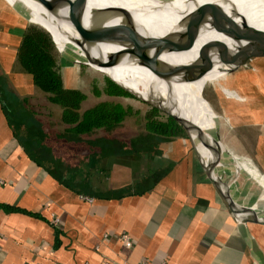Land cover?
<instances>
[{"label":"crops","instance_id":"0c3cea01","mask_svg":"<svg viewBox=\"0 0 264 264\" xmlns=\"http://www.w3.org/2000/svg\"><path fill=\"white\" fill-rule=\"evenodd\" d=\"M6 1L0 0V96L21 103L8 88L22 98L39 90L16 63L21 21ZM61 44L68 45L64 39ZM257 59L264 58H250L230 73L219 71L215 62L202 76L214 71L233 83L230 76ZM225 85L211 83L226 96L243 94ZM179 109L192 121L180 104ZM157 141L152 156L105 158L92 184L100 196H81L27 156L0 97V264H264V226L235 220L188 137ZM232 161L230 172L219 164L215 172L240 203L239 169ZM123 233L132 240L129 249L119 239Z\"/></svg>","mask_w":264,"mask_h":264},{"label":"bare ground","instance_id":"6f19581e","mask_svg":"<svg viewBox=\"0 0 264 264\" xmlns=\"http://www.w3.org/2000/svg\"><path fill=\"white\" fill-rule=\"evenodd\" d=\"M13 1H21L27 5L48 26L50 30L42 27L53 35L60 47L62 44L57 41L55 34L67 41L68 45L76 47L82 57L85 49L91 61L104 62L110 54L123 50L122 47L111 43H99L80 50L74 43L77 35L67 21V7L59 9L57 13H51L35 0ZM105 7L118 10V14L107 24L113 25L122 20L145 57L155 68L177 72L176 76L179 75L180 81L182 77L194 81L180 82L181 88L175 90L147 68L137 64L127 53L121 54L112 67H100L85 59L86 65L110 72L115 68L120 69L121 75L149 86L144 87V95L143 91L137 93L140 97L146 96L144 99L155 104L161 100L159 104L171 113L191 121L181 115L180 104L183 112L197 126L199 123L195 101L196 79L208 71L215 62L219 65V71L230 73L236 71L250 58H264V0H87L84 24L91 23L92 10ZM242 46L248 47L245 57L240 55L239 48ZM102 73L107 74L104 71ZM158 91L163 94L161 97H158ZM191 134L195 132L192 131ZM194 142L197 150L205 154L208 167L216 180L215 168L218 164L229 172L231 171L229 168L235 167L232 158L219 156L214 151L206 154L207 149L196 140ZM235 161L238 167L246 164L243 160ZM245 167L249 168L247 164ZM247 174L253 184L257 185V178L250 171ZM234 178V175L230 176V180ZM238 178L239 176L236 183L243 187ZM246 188L252 204L242 203L264 224V198L257 195L249 186ZM239 206L245 208L240 203Z\"/></svg>","mask_w":264,"mask_h":264},{"label":"trees","instance_id":"16d2710c","mask_svg":"<svg viewBox=\"0 0 264 264\" xmlns=\"http://www.w3.org/2000/svg\"><path fill=\"white\" fill-rule=\"evenodd\" d=\"M16 63L39 90L31 96L44 94L49 104L58 107L59 116L55 122L40 105L31 104L27 99L20 103L11 95L1 94L8 122L27 156L81 196H100L92 184L97 173L103 171V159L117 153L152 156L158 152L157 140L185 137L179 124L151 109L143 117L140 128L145 134H138V127L129 128L126 137L118 140L112 133L118 127H127L133 114L132 107L116 99L124 97L123 92L115 86L99 88L95 84L93 100L89 102L82 91L65 87L60 64L40 37L29 35L22 40L16 51ZM114 78L136 93L149 87L123 75ZM154 138L156 142L151 141Z\"/></svg>","mask_w":264,"mask_h":264},{"label":"water","instance_id":"95a60500","mask_svg":"<svg viewBox=\"0 0 264 264\" xmlns=\"http://www.w3.org/2000/svg\"><path fill=\"white\" fill-rule=\"evenodd\" d=\"M6 1V0H5ZM38 2L46 11L51 13H57V11L61 8L67 7V21L70 23L74 33L77 35V39L74 41L75 45L81 50L87 46H93L99 43H111L122 47V52H116L110 54L106 61L95 60L91 61L89 53L84 49L83 57L80 56L76 49L71 45H65L64 47H60L59 44L54 39L53 35L41 25L32 22L30 16V9L27 5L22 3L21 1L15 3L7 2V5L18 14V17L21 21V34L19 36V45L22 43V40L29 36L40 37L43 44L48 48V50L53 54L55 59L67 66L72 67H88L84 62L85 59L92 64H95L100 67H112L114 66L121 54L127 53L130 58L136 61L137 64L144 66L147 68L153 75L160 78L164 81H169L174 79L177 75V72L169 70H161L155 68L149 60L145 57L143 50L139 46L138 42L133 37V34L128 29L126 24L121 20V22L108 25L107 22L111 20L116 14H118L117 8H99L92 10L91 15V23L89 25L84 24V15L86 10L87 0H35ZM18 45V47H19ZM248 48V47H246ZM245 47L239 48L240 55L245 57V52L247 51ZM257 49V48H253ZM17 51V49H16ZM90 68V67H88ZM92 69V68H91ZM94 70V69H93ZM96 71V70H95ZM100 81L101 85L99 88H102L105 85L115 86L118 90L123 92V96L126 98H132L140 100L146 104H149L152 109L157 110L161 114L165 115L166 118H170L174 120L177 124H179L183 130L186 132L187 137L191 144L193 145L194 150L197 152L199 156V161L206 172L210 181L216 186L220 194L223 196L225 202L227 203L229 209L231 210L235 220L238 223L243 224H253L264 226V224L253 215V213L247 209L246 207L242 209L239 206L231 194L225 192V189L218 183L215 179L213 173L208 167L207 159L205 154H201L199 150H197L195 145V140L203 145L206 148L207 152L214 151L217 155L225 157V158H235L239 160H255L259 156V150L257 147L253 149L252 146L248 145L249 141L245 140L244 137H241L237 133L240 127H257L259 128L261 134L264 132V121L259 123H244V121H239L240 118V108L238 103H241L240 96L242 99L245 95L241 94L238 98L226 96L227 94L223 92H218V90H213L215 97L218 101H221L217 106L213 105V101L204 95V88L199 90L200 96H202L209 105V108L212 112H214L212 118L213 127L202 129L192 121L184 120L183 118L171 113L168 109L164 108L161 104V100L158 103H152L142 97H140L137 93H135L130 88L126 87L119 81L115 80L113 77L107 74L100 73ZM194 80L189 79L187 77H182V83L192 82ZM177 82V83H180ZM206 88V87H205ZM245 99V98H244ZM246 100V99H245ZM244 101V100H243ZM212 117L208 113L202 115V118L207 121V117ZM245 116V115H244ZM244 120L243 118H241ZM244 129V128H243ZM194 131L195 134H191ZM263 135V134H262ZM258 136V138H260ZM242 146V151H239L236 147V143ZM255 144L253 143V146ZM258 145V144H256ZM255 145V146H256ZM256 167V166H255ZM257 168V167H256ZM241 208V209H240Z\"/></svg>","mask_w":264,"mask_h":264},{"label":"rangeland","instance_id":"374dc122","mask_svg":"<svg viewBox=\"0 0 264 264\" xmlns=\"http://www.w3.org/2000/svg\"><path fill=\"white\" fill-rule=\"evenodd\" d=\"M13 1V0H10ZM32 15H35L32 11H30ZM133 20V19H132ZM134 22V21H133ZM135 23V22H134ZM136 24V23H135ZM141 29V28H140ZM142 30V29H141ZM143 31V30H142ZM56 36V39L58 42L61 43V40L63 38L61 36ZM67 42V41H66ZM62 46V45H61ZM74 47V46H73ZM76 49V52L79 54L80 51ZM81 56V54H79ZM60 64L59 72L63 79V84L67 88L72 89H78L85 93L88 96L89 102L93 100V94H92V87L93 85H97L98 87L102 86L100 81V74L96 71L101 72L102 68L96 69L92 66H84V67H70L65 64ZM92 68V69H91ZM94 69V70H93ZM96 70V71H95ZM100 70V71H99ZM104 70V69H103ZM110 76L114 77H122L120 74V69L115 68L113 71H107L105 70ZM122 72V68H121ZM127 72L130 73L129 69H127ZM131 74V73H130ZM174 79H171L169 81L162 80L165 84L170 86L171 88L175 90H179L181 88L180 77L175 76ZM231 80L226 77L225 75L221 73H216L214 71H210L207 73V75L202 76L201 78L196 79V90H195V101H196V112L198 117V123L199 127L202 129H207L213 127L212 118H214V112H212L209 108V105L207 102H205L204 98L200 96L199 90L201 88L204 89V95L206 97H209L213 101V105L218 107V104L221 103V101H218V99L215 97L213 88L211 86V83L217 82L222 85H229L230 88H236L240 89L243 93L244 103H238V106L240 108V118H238L239 121H244V123H259L264 121V59H257L254 60L252 63L247 64L245 67H242L237 73L230 76ZM117 80V78H114ZM161 80V79H160ZM210 85V86H209ZM225 85V86H226ZM238 87V88H237ZM11 90L12 95L16 98V96L23 102L25 99L29 100L31 104L40 105L42 108H44L45 113L50 114L55 122H58V116H59V109L55 105L49 104L44 94L41 93L40 97H34L26 95L23 98L20 96L19 92H16L13 88H8ZM238 89V90H239ZM154 92V91H153ZM218 92H220L218 90ZM158 97H161L163 94L158 91ZM231 95L233 93L230 92ZM19 95V96H18ZM154 96L155 93L153 94ZM236 96V94L234 95ZM118 102L122 103L124 106H130L133 109V114L129 116V121L127 127H118L112 134L117 136V139L125 138L126 134L129 131V128L134 130L136 127H138V134L143 132L141 131V126L143 122V117L145 114L151 110L149 104H146L140 100L132 99V98H126V97H117L116 98ZM220 102V103H219ZM138 112V115H137ZM158 112V111H157ZM159 115L162 118H166L165 115L158 112ZM208 113L212 117H207V121L202 118V115ZM245 115V116H244ZM243 118L244 120H242ZM244 128V129H243ZM185 132V131H184ZM144 133V132H143ZM241 137H244L245 140L249 141L250 146L255 149V147L259 150V156L257 159L252 160L253 162L249 160H243L244 163L248 165V169L245 167L246 164L240 165L238 167L239 169V178L238 181L243 185V187L239 186V189L243 190L242 193L239 194V202L245 203L247 205L252 204V199L250 196L246 193L245 189H248L246 187H250L257 195L264 198V175L258 170L264 172V132L261 134L259 128L257 127H240L239 131H237ZM145 134V133H144ZM258 138V136H260ZM185 136L187 138V134L185 132ZM253 143L256 145L253 146ZM236 147L239 151H242L241 145L239 142L236 143ZM107 160V159H106ZM105 159H103V162ZM254 165H253V164ZM105 164V163H104ZM258 168H256V167ZM250 171L253 176H255L256 184H253L251 179L248 177L247 172ZM236 183V181H235ZM242 199V200H241ZM261 241V240H260ZM262 248L264 249V241H261Z\"/></svg>","mask_w":264,"mask_h":264},{"label":"built area","instance_id":"2783aa9c","mask_svg":"<svg viewBox=\"0 0 264 264\" xmlns=\"http://www.w3.org/2000/svg\"><path fill=\"white\" fill-rule=\"evenodd\" d=\"M54 222H57L56 219H54ZM119 239L124 243V246L129 249L132 247V240L129 235L123 233L120 235ZM138 264H147L146 261L142 260Z\"/></svg>","mask_w":264,"mask_h":264}]
</instances>
